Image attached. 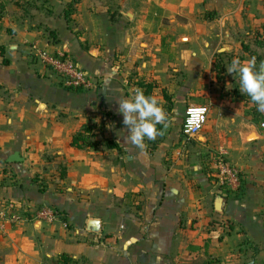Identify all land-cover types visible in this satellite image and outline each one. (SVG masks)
I'll return each instance as SVG.
<instances>
[{"label": "crops", "instance_id": "1", "mask_svg": "<svg viewBox=\"0 0 264 264\" xmlns=\"http://www.w3.org/2000/svg\"><path fill=\"white\" fill-rule=\"evenodd\" d=\"M69 2L0 0V201L61 213L0 236V264H264V113L226 70L233 58L264 62V3L78 0L68 22ZM8 9L22 16L3 17ZM35 40L66 51L95 87L65 88L30 51ZM137 81L153 85L168 117L153 146L128 142L117 111ZM203 104L207 119L187 139L185 109ZM89 119L97 146L77 148L72 136ZM219 149L239 190L217 184L209 155ZM14 152L21 161H8ZM89 218L99 233L86 230Z\"/></svg>", "mask_w": 264, "mask_h": 264}, {"label": "built area", "instance_id": "2", "mask_svg": "<svg viewBox=\"0 0 264 264\" xmlns=\"http://www.w3.org/2000/svg\"><path fill=\"white\" fill-rule=\"evenodd\" d=\"M33 55L46 67L61 77L62 84L70 90H91L96 80L64 50H50L35 40L29 45ZM210 110L209 104L188 106L185 109L181 132L187 139L199 134ZM264 128V123L260 124ZM213 168L217 184L227 191L237 190L239 185V171L230 163L227 153L219 149L212 157ZM61 213L48 205H34L21 200L0 201V236L6 235L10 229L25 223L41 222L52 224L58 221ZM64 264V263H60Z\"/></svg>", "mask_w": 264, "mask_h": 264}, {"label": "clouds", "instance_id": "3", "mask_svg": "<svg viewBox=\"0 0 264 264\" xmlns=\"http://www.w3.org/2000/svg\"><path fill=\"white\" fill-rule=\"evenodd\" d=\"M226 70L238 77L239 90L250 98L258 112L264 113V63L257 68L254 57L245 61L233 58ZM161 105L162 101L145 96L139 89L128 99L119 98L117 111L128 129L129 134L125 137L128 142L143 147L145 139L154 140L161 134L156 125L167 126L168 119Z\"/></svg>", "mask_w": 264, "mask_h": 264}, {"label": "trees", "instance_id": "4", "mask_svg": "<svg viewBox=\"0 0 264 264\" xmlns=\"http://www.w3.org/2000/svg\"><path fill=\"white\" fill-rule=\"evenodd\" d=\"M78 0H70V2L66 5L67 9L64 11V16L66 21H70V15L73 13L74 11V4L77 2ZM214 67L217 68V63H214ZM135 84H137V86L140 88V90L143 91L145 96H151V91L153 88V85L151 83L148 82H144V81H137L135 82ZM156 128L158 130L159 133H162L163 131V125L161 124H157ZM97 129L96 124L91 120H87L86 122H84L80 128L74 133V135L72 136V141L71 144L77 148H84L85 146H91L93 148H96V141H94V137H95V131ZM156 141H152V140H148L147 139V143L150 145H154ZM104 146L106 148H116L117 150H120V146L111 140H105L104 142ZM153 148V147H152ZM241 188V174H239V185L237 190H239ZM61 262L60 263H64V264H70L69 259L66 258L65 256L61 257Z\"/></svg>", "mask_w": 264, "mask_h": 264}, {"label": "water", "instance_id": "5", "mask_svg": "<svg viewBox=\"0 0 264 264\" xmlns=\"http://www.w3.org/2000/svg\"><path fill=\"white\" fill-rule=\"evenodd\" d=\"M223 48H221L218 52H222ZM264 63V62H263ZM22 159L18 156L17 152H14L10 157L8 158L9 162H19ZM215 208L218 212H221L222 205L224 204V199L222 196L217 195L215 198ZM86 230L91 233H99L100 232V220L97 218H89L86 223ZM251 264V263H249Z\"/></svg>", "mask_w": 264, "mask_h": 264}, {"label": "rangeland", "instance_id": "6", "mask_svg": "<svg viewBox=\"0 0 264 264\" xmlns=\"http://www.w3.org/2000/svg\"><path fill=\"white\" fill-rule=\"evenodd\" d=\"M3 1H5V2H7L8 0H3ZM34 0H27V3H29V4H31V2H33ZM259 1H262L263 3H264V0H259ZM255 5V4H254ZM264 5V4H263ZM20 10H17V12H15L14 14L8 9V10H6L5 12H4V14L2 15L3 17L5 16V17H8V18H11V17H13V16H15V18L16 17H20V16H22V13L21 12H19ZM253 16H255L256 18H258L255 14H253ZM260 17H261V19H262V25L263 26H261V32L260 31H258V37H259V39H258V42L259 43H263L262 44V46H264V6H263V8H262V10H261V13H260ZM261 123H264V122H261ZM260 123V124H261ZM188 141V143H190V144H192L191 142L192 141H190V140H187ZM224 150V149H223ZM213 155H215L216 154V152L215 153H212ZM213 155L212 156H210L209 155V158L211 159V161L213 162V160H212V157H213Z\"/></svg>", "mask_w": 264, "mask_h": 264}]
</instances>
